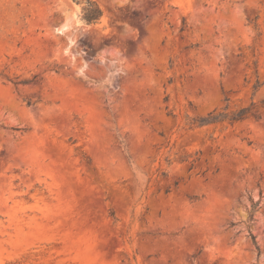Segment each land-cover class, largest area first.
<instances>
[{"label":"rangeland","instance_id":"rangeland-1","mask_svg":"<svg viewBox=\"0 0 264 264\" xmlns=\"http://www.w3.org/2000/svg\"><path fill=\"white\" fill-rule=\"evenodd\" d=\"M93 1L0 0V264H264V0Z\"/></svg>","mask_w":264,"mask_h":264},{"label":"trees","instance_id":"trees-1","mask_svg":"<svg viewBox=\"0 0 264 264\" xmlns=\"http://www.w3.org/2000/svg\"><path fill=\"white\" fill-rule=\"evenodd\" d=\"M75 1L81 2V0H75ZM85 1H86V4L83 7L84 19L88 22L97 21L102 15L101 7L99 6V4L97 2H95L93 0H85ZM257 88H258V86L255 85V89H257ZM263 101H264V99H263ZM255 105H256V103L252 102L250 106H245V107H242V108L235 110V111L221 112L218 114L210 113L208 115V117L203 118L201 120V124H209V123L223 122V121H228L229 123H234L237 121H242V120L246 119L247 117H249L250 115H253L255 118H258V116L256 114L252 113V109L254 108ZM258 204H259V201L252 203L251 218L253 217L254 212L258 208ZM250 236H251L253 245L255 246V248L257 249L258 254H259L260 247L256 241V237H255V235H253L251 233H250Z\"/></svg>","mask_w":264,"mask_h":264}]
</instances>
